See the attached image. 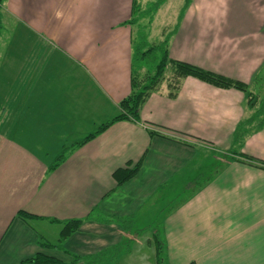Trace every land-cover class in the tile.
Wrapping results in <instances>:
<instances>
[{"label":"crops","instance_id":"0c3cea01","mask_svg":"<svg viewBox=\"0 0 264 264\" xmlns=\"http://www.w3.org/2000/svg\"><path fill=\"white\" fill-rule=\"evenodd\" d=\"M184 4L169 57L257 95L264 0ZM132 6L0 0V32L13 33L0 42V264H56L27 261L37 254L65 264H159L157 244L160 264H264V167L239 156L216 162L213 173L210 166L242 122L241 152L264 161V125L250 128L255 105L241 90L186 76L170 96L163 78L138 120L115 121L80 143L131 91ZM134 166L118 183L115 171ZM162 186L188 196L153 199ZM74 218L81 225L66 238L51 230Z\"/></svg>","mask_w":264,"mask_h":264},{"label":"trees","instance_id":"16d2710c","mask_svg":"<svg viewBox=\"0 0 264 264\" xmlns=\"http://www.w3.org/2000/svg\"><path fill=\"white\" fill-rule=\"evenodd\" d=\"M164 0H156L153 5L150 7V11H155L157 7L162 4ZM190 0H185L184 8H186L189 4ZM135 3L136 0H133V6H132V13L135 9ZM129 23H134L135 21L133 18H131ZM143 38V37H142ZM143 40V39H142ZM145 40L142 41V46L144 45ZM147 44V43H146ZM159 45L154 46L151 44L150 47H146L147 49L142 50V46L138 47H133V54H132V75H131V91L130 93L124 97L119 106L121 111L119 112L118 115H116L112 120L109 122H106L105 124L100 125L97 130L90 135L86 137L83 141L80 143H84L85 141L93 138L95 135L100 133L101 131L105 130L111 123L118 121V120H125V119H134L138 120L139 119V110L141 104L144 102L145 98L149 95L150 91L153 89H156L157 85L162 81V76H164V72L169 65L172 69V80L174 82H170L169 87H170V96L175 95L176 90L179 85V81L181 78H184L186 76H192L195 77L203 82H206L208 84H211L215 87L219 88H236L238 90H241L244 94L245 97L248 99V103L250 106H253L255 103V98H252L251 92L247 91V87L245 83L234 80L231 78H228L224 75L217 74L215 72H212L210 70L204 69L202 67L196 66L194 64L185 62V61H179L175 59H171L169 57V52L167 49V39L162 40ZM155 51H159L160 53V58L154 65V73L152 75L146 74V79L144 77L142 85L139 84L138 79L139 77L135 72H137L140 67L141 63L148 58L150 55H152ZM171 80V81H172ZM156 85V86H155ZM251 97V98H250ZM250 98V99H249ZM249 121H251L249 119ZM248 122V121H247ZM243 124H246V122H242L241 125L237 127V130L235 131V137L241 133L238 130L243 126ZM152 133V132H150ZM242 159L249 162L251 165H255L256 167H264V161L255 159L247 154H243ZM137 166H134L132 169H119L115 171L114 177L117 179L118 183L124 182L127 179H129L131 176L136 171ZM54 168V167H52ZM19 215H29L25 214L23 212H19ZM81 219H68L63 222L62 228L60 231L61 238H66L69 234L74 232L79 228L81 225ZM156 239V238H155ZM157 241V240H156ZM157 261L159 264L162 262L163 258V249L160 246V244H157ZM27 261H33V262H50V263H56V264H65L53 257L45 256L43 254H37L34 257L28 259ZM189 264H194V263H189Z\"/></svg>","mask_w":264,"mask_h":264},{"label":"rangeland","instance_id":"374dc122","mask_svg":"<svg viewBox=\"0 0 264 264\" xmlns=\"http://www.w3.org/2000/svg\"><path fill=\"white\" fill-rule=\"evenodd\" d=\"M155 2L156 0H136L135 9L132 13V18L135 22L134 23L132 22L131 24L133 47H138L140 45L142 46V41L145 40V42L149 46L146 43H144V45L142 46V50L144 49L146 50L148 47L151 46V44L157 46L159 45L158 43L162 41V39H167L169 37L171 27L172 29H174L173 27L177 22V17L180 13V10H182L184 0H164V3L162 2V4H160L154 12L150 11L151 5H153V3ZM164 28H169V29H164ZM12 35H13L12 32L8 35L6 30L2 28L0 32V42L7 38L9 39L12 38L11 37ZM159 58H160L159 51H155L152 55L146 58L147 60L141 63L140 69L137 72H135L139 77L138 82L140 85H142V83L145 81V80L143 81V79L144 77L146 79V74L152 75L154 73L153 72L154 65ZM163 75L164 76H162V78L164 79L165 78H167L168 80L173 79L172 76H170V72H168V70H165ZM261 81L262 80H260L259 83ZM170 82H174V80ZM159 84L162 85L163 83L160 82ZM250 89L252 91L253 88L251 87ZM253 91L257 95L251 94L252 95L251 97L255 98V103H254L255 111L252 116L254 121L251 124L250 128L256 129V128H261L264 125V80L259 85H257V87L253 89ZM243 129H245V124H243V126H241V128L238 130L239 132L242 130L241 133H239L236 137L235 136L233 137L231 149L219 152L218 159L216 161H212V163L210 164L212 168L211 169L212 173L215 172L216 170L215 168L217 165L216 162L218 163V167H220L223 162L228 160V158L231 157L233 158L237 156L241 157L243 155L241 150L244 144V139H245L244 135L246 133ZM243 131L245 133H243ZM236 159H238V157ZM205 162L209 163L207 157L205 159ZM177 177L181 179L180 175ZM201 181L204 180L202 179ZM166 188H167L166 186H162L158 190L153 191L152 192L153 199H157L159 197L162 196L164 197L165 195H167L168 197H174L175 200H178V198L181 199L188 196V191L179 194L180 192L179 193L176 191L174 192L173 190L166 191ZM170 188L174 189L175 187L170 186ZM161 218L162 217L160 216L156 217L155 220L151 223V227L156 228L159 225V221ZM142 225H144V223H142ZM138 228H139L138 231H141L142 228H140V226H138ZM60 229H61L60 225H53L51 227L52 231L54 230L59 231Z\"/></svg>","mask_w":264,"mask_h":264}]
</instances>
